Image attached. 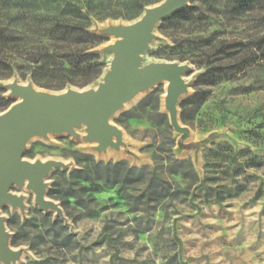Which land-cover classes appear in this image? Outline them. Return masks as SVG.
<instances>
[{"label":"rangeland","instance_id":"374dc122","mask_svg":"<svg viewBox=\"0 0 264 264\" xmlns=\"http://www.w3.org/2000/svg\"><path fill=\"white\" fill-rule=\"evenodd\" d=\"M74 1L0 0V19L5 21L9 13L23 18L17 26L19 32L37 38L29 31L41 19L67 17L64 4ZM123 1L130 0H113ZM195 5L199 0H189L185 8L156 26L139 67L144 70L169 62L188 66L183 75L187 90L177 98L180 129L171 125L168 130L160 116L167 114L169 87L161 81L137 93L110 118L109 123L122 131V137L115 135L113 144L106 145L108 156L97 154L100 143L88 139L85 124L75 126L74 134L46 132L31 137L23 160L58 164L45 178V199L57 204L62 214L42 211L28 181L22 186L13 184L9 192L21 198L25 208L8 203L0 207L10 247L20 253L12 264H264V63L234 79L220 80L203 79L205 69L181 62V52L169 48L173 46L171 25L182 11ZM144 13L131 21L119 18L93 24L92 31L104 38L95 52L105 64L102 76L94 83L83 88L69 84L60 90L47 89L36 85L30 74L22 78L15 73L0 80V95L10 100L12 107L21 101L10 90L13 84L31 85L35 94L54 96L97 92L115 57L110 47L120 41L106 29L131 26ZM214 30L211 27L208 33ZM45 42L53 44L48 38ZM171 136L176 141V159L191 163L194 170L192 174L188 165L185 167L188 179L163 170L172 190L179 192L178 199L134 212V206L116 188L95 191L79 183L74 189L80 191L81 206L64 196L65 189L75 181L71 174L80 169V153L93 156L96 162H125L131 167L153 169V153L158 147L167 150ZM128 189L136 197L140 194L138 186ZM67 235L73 238L63 245Z\"/></svg>","mask_w":264,"mask_h":264},{"label":"trees","instance_id":"16d2710c","mask_svg":"<svg viewBox=\"0 0 264 264\" xmlns=\"http://www.w3.org/2000/svg\"><path fill=\"white\" fill-rule=\"evenodd\" d=\"M161 1L76 0L65 3L63 10L67 17L54 21L41 19L36 28L31 27L35 29L29 32L37 38H28L19 32L17 26L24 19L10 16L8 10V18L0 19V80L19 73L22 78L30 74L34 83L42 88L60 90L69 84L86 87L97 81L105 69L101 55L95 52L104 38L92 31L93 24L108 19L135 20L149 6ZM45 24L50 27L44 28ZM171 26L173 46L169 48L181 52V62L188 61L205 69L203 79L231 80L264 63V0H199V5L182 11ZM211 27L215 30L208 33ZM46 38L53 44H47ZM50 82L55 83L50 85ZM10 105L11 101L0 95V112ZM160 116L171 130L168 115L160 113ZM181 118L186 120L184 109ZM168 144L167 150L158 147L153 153L156 164L153 169L131 167L125 162H96L93 156L80 153V169L71 174L75 181L65 189L64 196L77 200L81 206L80 191L74 189L79 183L95 191L116 188L134 206V212H140L141 207L148 209L162 201L178 199L179 192L172 190L171 182L162 175L163 170L183 179L189 178L188 169L192 174L194 170L191 163L174 156L176 141L173 136ZM61 175L66 176V173ZM129 186H138L140 194L134 196ZM72 238L67 235L62 244Z\"/></svg>","mask_w":264,"mask_h":264},{"label":"water","instance_id":"95a60500","mask_svg":"<svg viewBox=\"0 0 264 264\" xmlns=\"http://www.w3.org/2000/svg\"><path fill=\"white\" fill-rule=\"evenodd\" d=\"M189 0H165L148 8L135 24L128 27H112L106 32L120 38L110 50L115 53L111 69L105 74L104 83L97 92L79 94L69 92L54 96L35 94L31 85L13 84L10 90L21 101L0 115V207L11 204L24 209L23 200L10 194L13 184L22 186L26 181L36 194V203L42 211L62 209L45 199V178L58 164L55 162L29 163L23 160L28 140L44 136L46 132L66 131L74 134V127L87 125L88 139L100 143V150L113 144V136L119 139L122 131L109 123L110 118L137 93L146 91L161 81H169L166 96L170 125L178 126L177 98L187 90L183 75L188 66L176 62L152 65L140 70L141 55L148 49L156 26L170 15L182 10ZM20 253L12 251L10 235L0 216V261L12 264Z\"/></svg>","mask_w":264,"mask_h":264},{"label":"bare ground","instance_id":"6f19581e","mask_svg":"<svg viewBox=\"0 0 264 264\" xmlns=\"http://www.w3.org/2000/svg\"><path fill=\"white\" fill-rule=\"evenodd\" d=\"M167 83H168V86H169V81H166ZM109 150H107V149H103V150H99L98 152H97V154L99 155V156H102V157H104V156H108L109 155Z\"/></svg>","mask_w":264,"mask_h":264}]
</instances>
